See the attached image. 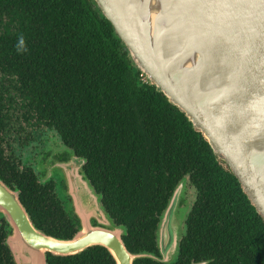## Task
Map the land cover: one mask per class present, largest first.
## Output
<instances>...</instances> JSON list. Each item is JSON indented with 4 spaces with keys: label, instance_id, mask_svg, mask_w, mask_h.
Instances as JSON below:
<instances>
[{
    "label": "trees",
    "instance_id": "trees-1",
    "mask_svg": "<svg viewBox=\"0 0 264 264\" xmlns=\"http://www.w3.org/2000/svg\"><path fill=\"white\" fill-rule=\"evenodd\" d=\"M20 120L16 134L30 128L24 144L44 128L83 159L80 173L130 253L160 257L157 223L186 179L193 200L174 260L133 264H264V220L183 113L135 69L93 0H0V181L18 192L37 230L68 239L78 222L58 176L39 182L32 166L6 154L4 136ZM8 234L0 215V264H15ZM45 256L47 264H115L100 246Z\"/></svg>",
    "mask_w": 264,
    "mask_h": 264
},
{
    "label": "water",
    "instance_id": "water-1",
    "mask_svg": "<svg viewBox=\"0 0 264 264\" xmlns=\"http://www.w3.org/2000/svg\"><path fill=\"white\" fill-rule=\"evenodd\" d=\"M93 2L135 69L183 113L264 220V0ZM67 157L80 162L76 185L63 170L61 175L69 186L64 192L61 183V191L78 222L68 239L37 230L18 192L0 181V215L10 230L5 245L15 264H47L45 253L67 256L90 246L103 247L115 264H133L143 257L171 262L179 238L172 215L175 194L184 179L174 187L157 223L160 257L134 254L123 244V229L108 219L80 173L83 159L71 153Z\"/></svg>",
    "mask_w": 264,
    "mask_h": 264
},
{
    "label": "rangeland",
    "instance_id": "rangeland-1",
    "mask_svg": "<svg viewBox=\"0 0 264 264\" xmlns=\"http://www.w3.org/2000/svg\"><path fill=\"white\" fill-rule=\"evenodd\" d=\"M21 123V120L19 122L14 121L10 130L11 134H6L4 136V139L6 141V143L4 144L6 154L13 152L15 158L20 159L24 164L28 166H32L34 168L35 174L37 175V178H39V181L47 179L51 173L52 174L50 177H52L53 174H56L61 178L63 191H68L69 186L67 189L61 177L63 170V175L65 174L67 180L69 179V182L76 185L77 182L75 181V179H77V170L79 168L80 162L78 159H75L73 157H67L69 155V151L62 146L57 135L51 130L41 128L39 130L30 132L28 138L31 141H29L27 144H24L25 133H27L30 128L27 126L25 127L24 131L20 133V135L16 134V129L19 126L24 127V125ZM14 135H17L18 140H16V137H14ZM14 138L16 141L14 140ZM20 144H23L24 146H21ZM57 155H66L67 159L60 160V158H57ZM87 188L90 190L88 186ZM94 196L96 197L98 203V197L96 195ZM175 197L176 208H174L172 215L175 223H178L176 232L177 237H179L183 231V220L193 200V190L188 186L185 178L182 182V185L176 190ZM90 203L95 204L93 200H91ZM95 208L97 210L96 205ZM88 215H92V213L90 214L89 212ZM175 256L176 253L174 251L170 256V260H174Z\"/></svg>",
    "mask_w": 264,
    "mask_h": 264
},
{
    "label": "clouds",
    "instance_id": "clouds-1",
    "mask_svg": "<svg viewBox=\"0 0 264 264\" xmlns=\"http://www.w3.org/2000/svg\"><path fill=\"white\" fill-rule=\"evenodd\" d=\"M15 47H16L17 53H20V54L28 51L26 40L22 34L17 37V43Z\"/></svg>",
    "mask_w": 264,
    "mask_h": 264
},
{
    "label": "flooded vegetation",
    "instance_id": "flooded-vegetation-1",
    "mask_svg": "<svg viewBox=\"0 0 264 264\" xmlns=\"http://www.w3.org/2000/svg\"><path fill=\"white\" fill-rule=\"evenodd\" d=\"M63 146V145H62ZM64 147V146H63ZM65 148V147H64ZM66 149V148H65ZM62 157V155H60V156H58L57 155V158H61ZM63 160V159H62ZM38 181H39V178H38Z\"/></svg>",
    "mask_w": 264,
    "mask_h": 264
}]
</instances>
